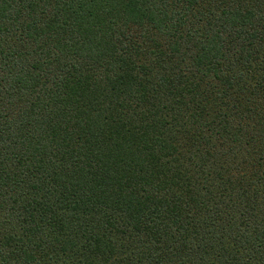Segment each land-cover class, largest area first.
I'll use <instances>...</instances> for the list:
<instances>
[{
  "label": "trees",
  "instance_id": "1",
  "mask_svg": "<svg viewBox=\"0 0 264 264\" xmlns=\"http://www.w3.org/2000/svg\"><path fill=\"white\" fill-rule=\"evenodd\" d=\"M0 264H264V0H0Z\"/></svg>",
  "mask_w": 264,
  "mask_h": 264
}]
</instances>
